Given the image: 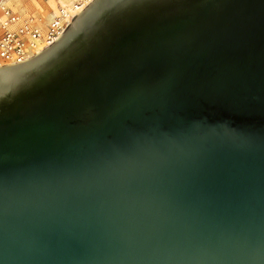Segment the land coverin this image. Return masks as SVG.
Here are the masks:
<instances>
[{
  "label": "water",
  "instance_id": "1",
  "mask_svg": "<svg viewBox=\"0 0 264 264\" xmlns=\"http://www.w3.org/2000/svg\"><path fill=\"white\" fill-rule=\"evenodd\" d=\"M0 264H264V0H90L1 65Z\"/></svg>",
  "mask_w": 264,
  "mask_h": 264
},
{
  "label": "built area",
  "instance_id": "2",
  "mask_svg": "<svg viewBox=\"0 0 264 264\" xmlns=\"http://www.w3.org/2000/svg\"><path fill=\"white\" fill-rule=\"evenodd\" d=\"M90 0L57 3L46 22L33 15L21 14L0 0V66L28 58L58 37L71 18Z\"/></svg>",
  "mask_w": 264,
  "mask_h": 264
},
{
  "label": "rangeland",
  "instance_id": "3",
  "mask_svg": "<svg viewBox=\"0 0 264 264\" xmlns=\"http://www.w3.org/2000/svg\"><path fill=\"white\" fill-rule=\"evenodd\" d=\"M8 6L18 11L21 14L33 15L34 17L41 20V22H46L47 17L50 14L51 8H53L52 0H26L27 3L20 5V0H4ZM61 3L69 4L72 0H58ZM50 4V5H49ZM52 12V11H51ZM46 20V21H45ZM1 30V28H0Z\"/></svg>",
  "mask_w": 264,
  "mask_h": 264
},
{
  "label": "crops",
  "instance_id": "4",
  "mask_svg": "<svg viewBox=\"0 0 264 264\" xmlns=\"http://www.w3.org/2000/svg\"><path fill=\"white\" fill-rule=\"evenodd\" d=\"M11 1H12V0H11ZM47 1H48V0H45L46 3H48ZM20 2H21L20 5H24V6H25V4L27 3L26 0H20ZM52 2H53V8H51V10H50V14H51V11L55 10L56 5H57V3H58L59 1H58V0H52ZM60 3H61V2H60ZM61 4H65V3H61ZM49 5H50V4H49ZM50 14H49V16H50ZM49 16L47 17L46 20H48ZM46 20H45V21H46Z\"/></svg>",
  "mask_w": 264,
  "mask_h": 264
},
{
  "label": "bare ground",
  "instance_id": "5",
  "mask_svg": "<svg viewBox=\"0 0 264 264\" xmlns=\"http://www.w3.org/2000/svg\"><path fill=\"white\" fill-rule=\"evenodd\" d=\"M64 5H66V6H68L69 4H64ZM67 8V10H69L70 12H73V9H71V7H66Z\"/></svg>",
  "mask_w": 264,
  "mask_h": 264
}]
</instances>
